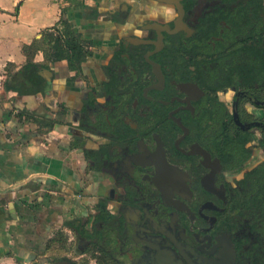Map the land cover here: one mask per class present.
Here are the masks:
<instances>
[{
  "label": "flooded vegetation",
  "instance_id": "flooded-vegetation-1",
  "mask_svg": "<svg viewBox=\"0 0 264 264\" xmlns=\"http://www.w3.org/2000/svg\"><path fill=\"white\" fill-rule=\"evenodd\" d=\"M81 5L91 54L16 113L67 124L80 157L47 263L264 264V0Z\"/></svg>",
  "mask_w": 264,
  "mask_h": 264
},
{
  "label": "crops",
  "instance_id": "crops-1",
  "mask_svg": "<svg viewBox=\"0 0 264 264\" xmlns=\"http://www.w3.org/2000/svg\"><path fill=\"white\" fill-rule=\"evenodd\" d=\"M82 8L67 0H0L2 14L14 17V25H0L1 31L11 35L0 41L2 72L7 73L10 62L19 70L26 62L22 46L58 25L64 10L74 19ZM35 59L42 61L43 53L38 52ZM56 71L60 73L52 88L24 96L5 92L4 75L0 76V264H36L40 258L41 264H48L46 247L49 239H55L56 224L62 215L80 208L76 173L80 157L77 149L68 150V125L59 122L54 130L42 133L35 122L10 115L14 106V114L44 116L49 104L63 95L61 82L69 74L65 62Z\"/></svg>",
  "mask_w": 264,
  "mask_h": 264
},
{
  "label": "trees",
  "instance_id": "trees-1",
  "mask_svg": "<svg viewBox=\"0 0 264 264\" xmlns=\"http://www.w3.org/2000/svg\"><path fill=\"white\" fill-rule=\"evenodd\" d=\"M82 4L85 0H67ZM74 23L66 20L64 17L60 19L58 25L47 28L42 32L40 38H35L32 43L24 44L22 51L26 56V62L16 72H13L11 67L14 64L7 65V78L2 80V88L5 92H14L16 95H31L42 91L44 86L42 80L46 76L52 75V69L48 62L66 61L68 70H77L80 63L91 54L90 50L84 48V41L81 39V34L73 27ZM42 51L45 57L43 62L35 60L36 54ZM72 78V77H71ZM3 106L0 101V107ZM14 106H12L13 118L33 119L38 125V129L42 133L50 132L55 127V122H46L43 118L30 116L25 112H19L13 115ZM44 128V129H43ZM61 236L55 237L51 242L60 241Z\"/></svg>",
  "mask_w": 264,
  "mask_h": 264
},
{
  "label": "rangeland",
  "instance_id": "rangeland-1",
  "mask_svg": "<svg viewBox=\"0 0 264 264\" xmlns=\"http://www.w3.org/2000/svg\"><path fill=\"white\" fill-rule=\"evenodd\" d=\"M73 3H75V2H73ZM76 4V3H75ZM79 5V4H78ZM81 5V4H80ZM12 11H13V14H14V8H12ZM12 14V15H13ZM0 17H2V19L0 18V25H7V24H11V25H14V17L13 16H10V15H3L2 14V12L0 11ZM63 17H64V15H63ZM0 29H2V28H0ZM12 35H14L13 33H12ZM10 36L11 35H9V32L8 33H6V32H4V31H1L0 30V41L1 40H9L10 39ZM1 43V42H0ZM39 52H42V51H39ZM43 53V52H42ZM36 57V56H35ZM11 69L13 70L14 69V67H11ZM7 73H8V70H7ZM7 73H3L2 72V70H1V67H0V76L2 75H4L3 76V79H6L7 78ZM69 73H72V71L70 72L69 71ZM70 75V74H69ZM0 101H2L3 102V100H0ZM5 113H10V111L8 110V111H6ZM5 113H3V114H5ZM11 114V113H10ZM13 115H14V112H13ZM59 252V251H58ZM72 253H74V250L72 251ZM71 256H73V255H71ZM42 259L43 258H40L38 261H36V264H41L42 262ZM45 259V258H44Z\"/></svg>",
  "mask_w": 264,
  "mask_h": 264
}]
</instances>
